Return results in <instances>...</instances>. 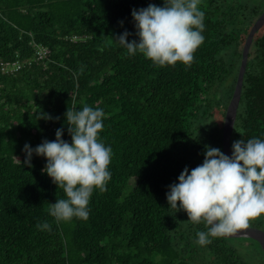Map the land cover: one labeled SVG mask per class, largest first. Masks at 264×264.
Segmentation results:
<instances>
[{
	"label": "trees",
	"instance_id": "16d2710c",
	"mask_svg": "<svg viewBox=\"0 0 264 264\" xmlns=\"http://www.w3.org/2000/svg\"><path fill=\"white\" fill-rule=\"evenodd\" d=\"M149 4L163 0H0V63L30 60L0 71V264L264 263L249 238L196 244L205 223L166 201L206 146L223 152L222 121L264 0H202L205 39L190 66L154 65L111 39L124 31L137 39L131 11ZM38 46L46 59H34ZM85 105L104 110L111 179L94 189L87 220L56 222L48 207L63 190L41 171L45 158L33 154L29 167L22 149L53 141L58 128L70 143L64 114ZM254 137L264 139V25L249 50L230 149ZM43 221L51 230L36 227ZM248 226L264 231V213Z\"/></svg>",
	"mask_w": 264,
	"mask_h": 264
},
{
	"label": "clouds",
	"instance_id": "9594fccd",
	"mask_svg": "<svg viewBox=\"0 0 264 264\" xmlns=\"http://www.w3.org/2000/svg\"><path fill=\"white\" fill-rule=\"evenodd\" d=\"M201 2L163 0V6L149 4L133 9L137 39L128 41L127 31L111 39L129 56L139 53L154 65L174 66L180 62L190 66L194 52L205 39ZM64 115L71 142L61 138L64 130L58 128L53 141L44 140L35 148L27 143L23 146V164L31 167L33 154L45 158L41 171L63 190L65 198L49 204V216L56 222L87 220L94 189L105 191L111 179L113 150L99 136L105 113L102 108L85 105L80 110L67 109ZM203 156L202 163L195 168L189 170L186 166L166 192L169 207L186 212L187 221L205 223L207 230L196 233L195 243L200 246L211 243L213 237H225L247 228L251 218L264 213V139L234 141L231 156L206 146ZM36 227L51 230L48 221Z\"/></svg>",
	"mask_w": 264,
	"mask_h": 264
},
{
	"label": "water",
	"instance_id": "95a60500",
	"mask_svg": "<svg viewBox=\"0 0 264 264\" xmlns=\"http://www.w3.org/2000/svg\"><path fill=\"white\" fill-rule=\"evenodd\" d=\"M264 25V10L260 14V16L256 19L251 29L248 32L246 40L244 42L242 53H241V61L240 66L236 78V83L233 91V95L231 100L226 108L224 122L222 127V150L225 155L231 156L230 149V139L233 131L237 110L239 106V101L241 97L243 78L246 71L247 60L249 55V50L256 33L263 27ZM249 238L255 240L259 243L263 253H264V231L258 228L250 227L238 229L235 233L225 236V238ZM264 264V263H263Z\"/></svg>",
	"mask_w": 264,
	"mask_h": 264
},
{
	"label": "built area",
	"instance_id": "2783aa9c",
	"mask_svg": "<svg viewBox=\"0 0 264 264\" xmlns=\"http://www.w3.org/2000/svg\"><path fill=\"white\" fill-rule=\"evenodd\" d=\"M50 54V51L47 48L38 46L35 48V52H34V59L35 60H42V59H46ZM18 58V56H17ZM30 64V60L29 61H25V62H21L19 60H15L12 63H0V71L3 73H13V72H17L21 69V67L24 64Z\"/></svg>",
	"mask_w": 264,
	"mask_h": 264
},
{
	"label": "rangeland",
	"instance_id": "374dc122",
	"mask_svg": "<svg viewBox=\"0 0 264 264\" xmlns=\"http://www.w3.org/2000/svg\"><path fill=\"white\" fill-rule=\"evenodd\" d=\"M250 2H252L253 0H249ZM222 123H223V121H222ZM223 125V124H222Z\"/></svg>",
	"mask_w": 264,
	"mask_h": 264
}]
</instances>
